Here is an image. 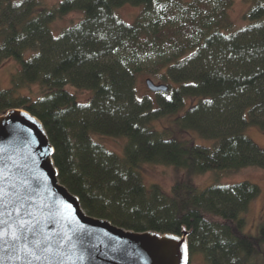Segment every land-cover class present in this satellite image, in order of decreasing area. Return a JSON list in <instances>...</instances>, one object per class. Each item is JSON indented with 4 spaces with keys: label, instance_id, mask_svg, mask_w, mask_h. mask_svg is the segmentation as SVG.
<instances>
[{
    "label": "trees",
    "instance_id": "obj_1",
    "mask_svg": "<svg viewBox=\"0 0 264 264\" xmlns=\"http://www.w3.org/2000/svg\"><path fill=\"white\" fill-rule=\"evenodd\" d=\"M248 1L250 22L235 29L234 0H0V64H19L12 86L0 88V115L20 108L42 121L59 179L89 215L139 232L187 230L191 257L250 264L264 241V215L259 237L245 233L259 185L193 182L211 170L264 168V148L244 131H264V0ZM124 4L141 7L133 22L117 14ZM72 11L84 17L55 35L51 24ZM144 74L169 91L139 96ZM33 86L37 94L21 93ZM69 86L91 98L81 102ZM173 113L180 130L214 144L157 126ZM94 136L125 138L122 155ZM145 163L181 168L185 177L171 192L149 188Z\"/></svg>",
    "mask_w": 264,
    "mask_h": 264
},
{
    "label": "water",
    "instance_id": "obj_2",
    "mask_svg": "<svg viewBox=\"0 0 264 264\" xmlns=\"http://www.w3.org/2000/svg\"><path fill=\"white\" fill-rule=\"evenodd\" d=\"M146 85L170 89L150 78ZM54 153L36 116L20 108L0 115V227L23 234L14 245L0 242V264H185V245L190 264L187 230L139 232L89 215L61 183Z\"/></svg>",
    "mask_w": 264,
    "mask_h": 264
},
{
    "label": "rangeland",
    "instance_id": "obj_3",
    "mask_svg": "<svg viewBox=\"0 0 264 264\" xmlns=\"http://www.w3.org/2000/svg\"><path fill=\"white\" fill-rule=\"evenodd\" d=\"M43 5L52 6L59 3L61 0H41ZM140 6L133 4H124L117 8L116 12L125 21L133 22L139 14ZM250 8L248 0H234V5L230 11L231 19L234 22V28L239 29L249 24L245 18L246 12ZM84 17L83 11H72L62 18L55 20L51 24L52 32L59 35L65 28L78 23ZM19 69V64L14 59H8L0 64V88L7 89L12 86V75ZM150 78L155 83L160 84L166 82L162 81L159 76L144 74L139 76L137 81V89L139 96L148 95L155 98V93L151 91L147 85L146 80ZM31 90V94L35 95L39 89L33 86L31 89L25 88L21 93L27 94ZM68 90L75 94L81 102H87L92 95V92L85 89H77L69 86ZM180 113V112H179ZM178 113L168 114L160 119L157 124L159 128H168L178 138L185 140H195L194 142L202 145L212 146L214 140H207L201 138L198 134L192 132L187 133L180 130L176 124V117ZM245 134L252 138L260 147L264 148V131L255 125H250L245 128ZM95 139L102 142L110 150L122 155L123 147L126 144L125 138H113L107 136H94ZM146 185L150 188L153 184L160 185L165 191L171 192L176 182L184 179L185 171L181 168L166 165V164H149L145 163L140 168ZM242 181H250L259 185L261 189L260 195L253 200L248 212L246 213L247 226L245 233L259 237L260 226L264 215V168L249 166L237 172L225 173L223 171L211 170L203 174H197L193 177L194 184L199 189H204L214 184H233ZM206 260L201 254H195L191 257V264H206ZM250 264H264V241L260 240V252L253 258Z\"/></svg>",
    "mask_w": 264,
    "mask_h": 264
},
{
    "label": "snow or ice",
    "instance_id": "obj_4",
    "mask_svg": "<svg viewBox=\"0 0 264 264\" xmlns=\"http://www.w3.org/2000/svg\"><path fill=\"white\" fill-rule=\"evenodd\" d=\"M171 99V97H169ZM7 222L0 221V225H4ZM24 227V222L21 221L19 228ZM23 239V234L19 232L18 228H5L0 227V242L4 245H8L9 241L14 245L17 241H21ZM27 244H25V248H27ZM185 264H187V245H185ZM38 258V257H37Z\"/></svg>",
    "mask_w": 264,
    "mask_h": 264
}]
</instances>
